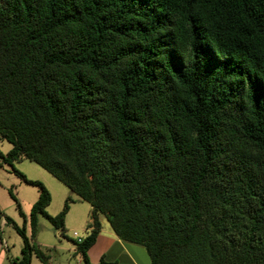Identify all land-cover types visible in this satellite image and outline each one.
I'll return each instance as SVG.
<instances>
[{
	"label": "trees",
	"instance_id": "trees-1",
	"mask_svg": "<svg viewBox=\"0 0 264 264\" xmlns=\"http://www.w3.org/2000/svg\"><path fill=\"white\" fill-rule=\"evenodd\" d=\"M0 140L89 204L83 264L100 216L151 264H264V0H0Z\"/></svg>",
	"mask_w": 264,
	"mask_h": 264
},
{
	"label": "rangeland",
	"instance_id": "rangeland-1",
	"mask_svg": "<svg viewBox=\"0 0 264 264\" xmlns=\"http://www.w3.org/2000/svg\"><path fill=\"white\" fill-rule=\"evenodd\" d=\"M11 148L9 142L0 140V155L5 157ZM17 173L29 181L40 182L47 188L51 195V203L46 212L51 216L63 210L68 198L72 200L64 222V236L43 217L39 218L35 233L32 232L30 213L38 200L39 189L26 183ZM90 211L89 204L80 201L65 185L35 162L24 159L7 164L0 157V239L7 247L3 249L7 264L17 263L22 256L24 241L16 228L23 229L31 246L47 249L45 252L50 257L49 264H58L59 260L63 259L69 264H78L81 258L71 241L75 240L72 235L74 231L82 235L81 226L87 221L85 219ZM80 262L83 264L82 260ZM30 264L43 263L32 253Z\"/></svg>",
	"mask_w": 264,
	"mask_h": 264
},
{
	"label": "crops",
	"instance_id": "crops-1",
	"mask_svg": "<svg viewBox=\"0 0 264 264\" xmlns=\"http://www.w3.org/2000/svg\"><path fill=\"white\" fill-rule=\"evenodd\" d=\"M85 220L87 221H84L85 223L81 226V230H83L81 235L82 237L86 233V227L91 221L90 213L87 215ZM100 223V233L98 234L95 243L87 251V256L91 264L100 263L102 258L111 264H151L150 258L143 246L118 238L110 228L104 216H100ZM39 247L41 248V246ZM4 248L7 247L5 244H2L0 239V264H7V257L3 254ZM48 248L50 249V247ZM80 261L81 260L79 259L78 264H81ZM58 264L69 263L67 260L65 261L63 259L59 260Z\"/></svg>",
	"mask_w": 264,
	"mask_h": 264
},
{
	"label": "built area",
	"instance_id": "built-area-1",
	"mask_svg": "<svg viewBox=\"0 0 264 264\" xmlns=\"http://www.w3.org/2000/svg\"><path fill=\"white\" fill-rule=\"evenodd\" d=\"M73 238L76 239L78 242H81L82 236L79 235L77 232H73Z\"/></svg>",
	"mask_w": 264,
	"mask_h": 264
}]
</instances>
